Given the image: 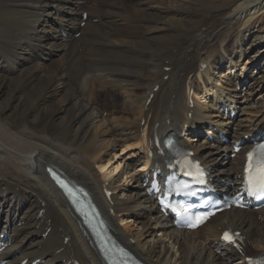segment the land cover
<instances>
[{
    "label": "bare ground",
    "instance_id": "bare-ground-1",
    "mask_svg": "<svg viewBox=\"0 0 264 264\" xmlns=\"http://www.w3.org/2000/svg\"><path fill=\"white\" fill-rule=\"evenodd\" d=\"M193 2L0 0V146L5 142L0 150V233H10L11 245L3 256L16 253L13 264L25 259L30 262L41 259L42 264H74L75 261L103 264L92 247L86 227L51 181L47 171L50 166L63 178L89 191L102 210L109 234L142 264H226L235 259L234 264H245V257L237 252L223 251L220 255L215 252L224 229L241 231L248 253L264 251V223L258 221V218L264 220V210L223 212L202 229L183 233L173 229L160 214L136 176L150 164L149 152L157 162L163 161L156 139H163L171 132L177 134L180 143L195 150L199 161L212 168L216 182L232 178L245 161L244 157L228 163L218 161L219 149L224 146L218 141V135L217 147L189 146L181 137L184 133L194 134L190 142H198L196 136L204 126L227 136L243 129L239 119L232 123L217 110L222 85L219 82L224 70L235 75L232 69L238 71L239 67L244 68L243 72L247 68H264L261 60L264 54L252 57L256 48L264 47V37L254 39L249 48L243 49L248 36L256 34L249 31L248 24L255 13L264 12V0L245 1L235 11L222 9L221 16L232 13L230 22L234 23L226 31L233 41L237 39L238 47L231 46V41L225 45L215 41L203 46L193 31L179 29V33L185 34L181 41L189 37L194 43L182 47L179 41L173 49L164 52L160 42L169 32L173 33L174 24L194 18L187 11ZM82 13H88L84 28L80 27ZM144 26L147 31L140 30ZM199 26L205 28V38L217 32L209 30L205 22ZM77 33L80 36L76 38ZM200 51L203 53L199 54ZM205 62L208 70L201 73L200 65ZM149 64L152 69L142 72ZM161 65L172 67L168 81L164 79L166 73L156 71ZM135 72L157 76L150 95L156 85L160 86L148 106H139L133 94L130 104L134 116L140 118L137 125L129 117H118L115 105L112 109L103 102L111 87L125 91L123 95L129 97ZM192 75L196 76V82ZM227 82L222 89L229 96L234 95ZM254 86L247 89V95L253 94ZM192 89L196 100L190 109L187 95ZM258 92L260 99L254 107L249 100L239 103L244 108L241 113L258 121L257 126L264 120L262 86ZM11 94L16 95L14 107L2 111L9 105ZM257 106H261L260 112H256ZM18 111L25 113V117L16 125L12 117ZM108 111L114 119L101 118ZM187 113H191L192 120ZM37 115L40 117L35 122ZM185 127H188L186 131ZM253 132L247 129L234 139L237 141ZM119 148L121 156L127 153L126 149L135 151L126 161L142 162L141 170L132 175V195L125 194L124 185L119 183L134 165L125 164L121 179L120 161H116L118 166L110 173H105L114 166L111 161ZM110 154L113 157L109 159ZM104 189L112 191L110 199ZM131 218H135L134 224L141 231L135 225L124 226ZM20 223L23 225L18 227ZM47 229L51 233L44 239L42 234Z\"/></svg>",
    "mask_w": 264,
    "mask_h": 264
},
{
    "label": "rangeland",
    "instance_id": "rangeland-1",
    "mask_svg": "<svg viewBox=\"0 0 264 264\" xmlns=\"http://www.w3.org/2000/svg\"><path fill=\"white\" fill-rule=\"evenodd\" d=\"M245 1H248V0H194V2L191 4V8L189 7L187 10L190 13L189 16H192L194 18H189V20L185 21L183 24L180 23L179 21H178L179 24H178V22L176 23L177 25L174 24L175 29H174L173 33L169 32L167 34L168 37L165 40L160 42V44L163 46L164 52H167V51L173 49L176 46V43L179 41H180L182 47H189L194 43L193 40L190 42L191 38H189V37H186V38H184L183 41H181L183 39V37L185 36V34L179 33L180 30L181 31H188V32L193 31L194 35L196 36V39H198V41H200V43L203 46L210 45V44L214 43L215 41H220L222 43V45H225L226 43L231 41L232 42L231 46H233V45L237 46V39H235L233 41V39L230 38L229 34L226 31V28H229V26H231L234 23V22L233 23L230 22V17L232 16V13L229 11V12H226L225 14H223L221 16V12H222V9H226V8H232L235 11V8L239 5H243L245 3ZM212 16H213V18H212ZM202 22H205L206 24H208L209 30L215 29L217 32L212 34L208 38H205V35H206V32H204L205 28H201L199 26V24ZM248 28H249V31H251V30L253 32L255 31L256 34L253 36H248L249 40L246 42L243 49L249 48L250 45L254 42L253 41L254 39L257 40V38H260V36L264 37V12L262 10L259 11V13L254 14V18L248 24ZM143 29L147 31L146 26L141 27L140 30L144 31ZM184 33H187V32H184ZM211 40H213V41H211ZM218 46H219V44L214 46V48L217 49ZM262 49H264L263 46H260V48H256L252 52L253 53L252 57L264 54L263 53L264 50H262ZM185 50H186V48L182 52L183 57H184L183 54H184ZM202 53L203 52L200 51L199 54H202ZM215 58H214V61H215ZM161 66H158V69L156 70L157 72L159 71L158 74H161L164 72V71H161L163 69V67L161 68ZM151 69H152V67L149 64V66H147L144 70H141V71L142 72H149ZM134 75H135V77L132 81L133 83L130 86L131 92L128 94L129 97L123 95L125 91H121V90H118L116 88L113 89L111 87V88H109L108 92H106L107 95H105V97L103 98V102L106 103L105 106H107V107L110 106L112 109L114 108L113 105H115L116 110L118 111V114H117L118 117L119 116H120V118L129 117L133 122L135 121V123L133 125H137V124H139L138 122H140V118L138 117V115L134 116V112L131 111L132 106L130 104L131 103L130 101L133 100V94H134L135 95L134 96L135 101L137 102V104L139 106H140V104L146 105V100L149 98L150 92L152 91L151 89L154 87L157 76L155 74H153V76L151 74L148 75L147 73L140 75V73L138 74V72H135ZM191 78L194 80L195 76L193 77V75H192ZM0 82H1V79H0ZM11 86H13V85L11 84L10 87ZM261 86L264 89V72L261 74V76L258 79L255 80V89L253 88V90H252L253 94L247 96V100H249V102L253 103V104H250L251 107H254L255 106L254 103L256 104L260 99V94H259L258 90L260 89ZM188 87H189V85H188ZM231 87H234V86L231 85ZM187 92L188 91L186 88L185 89V96H186ZM9 96H10V93H9L8 97ZM14 96H16V95L11 94V97H10L11 100H9V105H6L7 107L2 111H7V110H9V108L14 107L13 106V104H15ZM131 97H132V99H131ZM1 101H0V105H1ZM2 105H4V104L2 103ZM34 110L36 111L37 109H34ZM260 110H261V106L260 107L257 106L256 112H260ZM113 112H114V110H113ZM262 114H263V112L260 113L259 115L262 116ZM214 115H216V113H214ZM259 115H258V117H259ZM24 117H25V113L23 114L21 111H18V113H14L12 120L15 122L16 125H18V122L22 121V119ZM39 117L40 116L37 115L36 119L34 118L33 121H35V122L38 121L37 119H39ZM114 117L115 116L112 115V112L108 111V112H104L102 114L101 118L109 120V119H114ZM239 118H240V121L243 122V124H242L243 127L247 126L251 120V117H248V115L241 116ZM200 139L201 140L198 143H190V144H192V145L198 144V146L202 145V142H203L202 140H204L203 136H201ZM1 143H2V146H0V150H2L4 145H5L4 141ZM109 152L111 153V150ZM121 152H122V150H121V148H119L117 150L118 154H117L116 158L112 160L113 162L111 161V163L114 166L113 167L110 166L111 167L110 169L112 170L113 168L118 166V163L116 164V161L122 162V167H120V170H119L120 173L117 172L120 174V179H121V174L123 173L122 170L124 169L125 164L130 162L132 165H134V167L131 171L132 174L130 173L129 175H126L125 177L123 176V178L121 179V182L119 183L121 186L124 185L122 187V189H126L125 194L127 193V194L132 195V193H133V189L131 188V185L133 182L131 180L133 178L132 175H134L136 171L141 169L140 168L141 164H136V163L132 162V160L126 161L127 156H129V154H131L132 152H135V151H130L129 149H126L127 153L124 156L120 155ZM219 154L220 155L217 156L218 161L224 162V161H222L223 154L222 153H219ZM85 157H88V153L86 154ZM112 157H113V154H110L109 159ZM111 170L109 172H111ZM97 171H98V173L101 172L99 169H97ZM130 175H131V177H130ZM134 219L135 218H131L129 221L127 220V222H124L123 223L124 226L127 223L126 224L127 226L128 225H135L133 227H135L137 230H138V228H141L140 226L136 227V225H138V224H134ZM262 221L261 222L264 223V220H262ZM141 230H142V228L140 229V231ZM148 238L149 237H145V240L150 241V239H148Z\"/></svg>",
    "mask_w": 264,
    "mask_h": 264
},
{
    "label": "snow or ice",
    "instance_id": "snow-or-ice-1",
    "mask_svg": "<svg viewBox=\"0 0 264 264\" xmlns=\"http://www.w3.org/2000/svg\"><path fill=\"white\" fill-rule=\"evenodd\" d=\"M249 158L251 160L252 153H249ZM259 175H260V181H259V183L257 185H254L249 190V194L250 195H255L257 198L264 197V165L261 166ZM225 239L226 240H230L231 237L228 234H225Z\"/></svg>",
    "mask_w": 264,
    "mask_h": 264
}]
</instances>
